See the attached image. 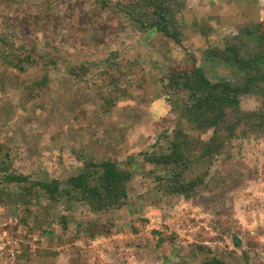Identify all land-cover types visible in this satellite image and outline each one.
Segmentation results:
<instances>
[{"label":"rangeland","instance_id":"374dc122","mask_svg":"<svg viewBox=\"0 0 264 264\" xmlns=\"http://www.w3.org/2000/svg\"><path fill=\"white\" fill-rule=\"evenodd\" d=\"M95 2L0 0V51L44 52L52 43L66 57L24 74L0 60V206L19 222L16 254L0 264H264V96L241 95L240 112L259 116L228 117L234 129L224 131L220 150L201 157L212 129L192 127L179 109L186 94L165 101L163 85L172 65L207 66L213 82L233 76L205 65L204 51L238 25L264 20V0H180L175 40L133 32L103 10L91 20ZM82 63L85 80L68 73ZM44 78L46 86L33 87ZM178 133L186 139L184 180L200 182L189 198L167 189L170 171L147 161L168 152ZM104 160L131 175L126 204L106 213L66 185ZM51 180L61 183L57 201L33 185ZM95 223L110 234L90 238Z\"/></svg>","mask_w":264,"mask_h":264},{"label":"trees","instance_id":"16d2710c","mask_svg":"<svg viewBox=\"0 0 264 264\" xmlns=\"http://www.w3.org/2000/svg\"><path fill=\"white\" fill-rule=\"evenodd\" d=\"M179 1L96 0L95 6L92 4L93 12L90 19L97 17V11L103 10L112 15L111 22L122 18V22L126 23L128 29L133 32L141 34L155 30L166 38L175 40L177 37L172 19L178 11ZM9 48V50L0 51L2 66L11 68L18 74L26 73V70L32 66L38 67L41 72L54 69L59 64L62 65L61 62L66 58L59 47L56 48L52 43L47 44L44 52L38 51L34 46L23 45ZM204 54L205 65L223 66L233 76L220 77L213 82L209 77L207 66L196 68L193 66L194 68L182 70L172 65L165 82L163 81V85L167 88L164 94L165 101L171 99L176 102L179 94H186L179 107L182 116L187 118L188 123L194 128L212 129V136L203 148L201 157L212 156L220 150L219 146L225 139L224 131L227 130L226 133H229L234 129L226 127L228 117L236 116L235 122H238L241 118L254 121L255 117L259 116L257 112H240L238 99L241 95L248 94L264 96V20L256 24L238 25L233 35L223 38L221 47L205 50ZM116 55L118 51L110 54L107 58L108 65L112 64ZM71 67L73 68L68 71L69 74L76 79L85 80L87 75L85 63ZM32 83L34 88H43L48 83V78L36 79ZM178 134H174L168 142V152L153 155L147 161L169 170L171 178L164 181L167 189L170 188L173 193L189 198L200 186V182L198 179L184 180L187 163L183 146L186 139L180 136L181 133ZM84 167L78 175L68 178L66 185L71 188V191L79 192L80 198L92 211L106 213L126 204V184L131 177L129 172L122 171L115 162L110 160ZM15 181H27V179L8 176L7 182ZM33 185L39 187L45 194L49 193L52 201L58 200L57 194L61 185L59 181L37 182ZM110 230L105 224L95 223L89 229V237L95 238L99 234L109 235Z\"/></svg>","mask_w":264,"mask_h":264},{"label":"built area","instance_id":"2783aa9c","mask_svg":"<svg viewBox=\"0 0 264 264\" xmlns=\"http://www.w3.org/2000/svg\"><path fill=\"white\" fill-rule=\"evenodd\" d=\"M19 222L16 214L7 215L0 206V259H11L16 254Z\"/></svg>","mask_w":264,"mask_h":264}]
</instances>
